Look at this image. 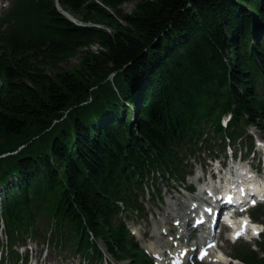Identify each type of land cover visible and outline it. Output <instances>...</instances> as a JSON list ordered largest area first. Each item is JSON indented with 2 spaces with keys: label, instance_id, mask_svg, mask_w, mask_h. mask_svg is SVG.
I'll use <instances>...</instances> for the list:
<instances>
[{
  "label": "trees",
  "instance_id": "obj_1",
  "mask_svg": "<svg viewBox=\"0 0 264 264\" xmlns=\"http://www.w3.org/2000/svg\"><path fill=\"white\" fill-rule=\"evenodd\" d=\"M58 1L80 22L55 0H15L0 32L7 240L49 232L100 258V238L147 264L111 214L172 177L183 152L264 129V0ZM76 56L79 69H64Z\"/></svg>",
  "mask_w": 264,
  "mask_h": 264
},
{
  "label": "rangeland",
  "instance_id": "obj_2",
  "mask_svg": "<svg viewBox=\"0 0 264 264\" xmlns=\"http://www.w3.org/2000/svg\"><path fill=\"white\" fill-rule=\"evenodd\" d=\"M134 5H135V1H132V2H125V3H123L122 5H121V7L123 8V10L125 11V12H129V11H132L133 9H134ZM91 50L92 51H97V45H94V46H92L91 47ZM79 66H80V64H79V57H73V58H71L70 60H69V62H67L66 64H63V68L64 69H66V70H73V69H79ZM111 76H109L108 78H110ZM248 134H251L252 135V137H253V139L254 140H258V141H261V144L264 146V131H262V130H259V129H257V128H255V127H253V126H250L249 128H248ZM1 137V136H0ZM22 146V144L21 145H19L17 148H20ZM237 148H236V150L237 149H239V146H236ZM233 150V149H232ZM238 151V150H237ZM243 151H245V148L243 149ZM229 153H230V151H229ZM223 158V157H222ZM194 160V159H193ZM200 160L202 161L203 160V157H202V155L200 156ZM205 162L207 161V160H204ZM195 163H194V165H195V167H194V170L195 169H199V162H198V160L196 159V161H194ZM149 206H151L150 204H149ZM100 245L103 247V244H102V242H100ZM45 247L46 246H44V248L42 249V248H39V246H38V243L37 244H32V248L33 249H36L37 251H39V250H41V252H43L44 250H45ZM226 250L228 251V252H234V248L232 247L231 248V246H228V247H226ZM38 255V254H37ZM42 259H43V256L41 255L40 256ZM108 260H109V258H108ZM76 261H78V258H76L75 260H74V262H76Z\"/></svg>",
  "mask_w": 264,
  "mask_h": 264
},
{
  "label": "bare ground",
  "instance_id": "obj_3",
  "mask_svg": "<svg viewBox=\"0 0 264 264\" xmlns=\"http://www.w3.org/2000/svg\"><path fill=\"white\" fill-rule=\"evenodd\" d=\"M168 180H169V179H168ZM179 204L182 206V205L185 204V203H183V202L181 201ZM186 208H188V209H189V212L191 213L192 208H191V207H186ZM180 214H181V213H180L178 210L172 212V209H171V208L165 209V210L163 211V218L160 220V223H161V226H160V227H163L164 225H166L167 221L170 220V219H172V221L180 219V218H179V217H180ZM120 217H121V214L118 212V213H117V218L120 219ZM162 232H164V230H163V231H158V230H157V231L153 232L152 237L155 238V236H156L157 234L162 233ZM178 232H179V233L182 232V229H181L180 226H178ZM159 239L161 240L162 237H159ZM145 247H147V248H149V249L152 248L154 251H157V248H156L153 244H147V245H145ZM99 248H100V251H101V257H100L97 261L102 262V260L104 259V257H103V249H102L101 246H99ZM158 248H160V247L158 246ZM218 256H219L220 258L224 259L223 255H222L221 253H219Z\"/></svg>",
  "mask_w": 264,
  "mask_h": 264
},
{
  "label": "water",
  "instance_id": "obj_4",
  "mask_svg": "<svg viewBox=\"0 0 264 264\" xmlns=\"http://www.w3.org/2000/svg\"><path fill=\"white\" fill-rule=\"evenodd\" d=\"M57 1V3H58V0H56ZM59 7V6H58ZM61 12L62 13H64L68 18H70L72 21H74V22H77V21H75V19L73 18V17H71L69 14H67L66 12H64L63 10H61Z\"/></svg>",
  "mask_w": 264,
  "mask_h": 264
},
{
  "label": "snow or ice",
  "instance_id": "obj_5",
  "mask_svg": "<svg viewBox=\"0 0 264 264\" xmlns=\"http://www.w3.org/2000/svg\"><path fill=\"white\" fill-rule=\"evenodd\" d=\"M208 211H211L210 209H208ZM243 233H242V231L241 232H238L237 234H236V236H239V235H242ZM253 234L255 235V234H257L255 231L253 232ZM205 255H206V253H205ZM201 258H203V257H201Z\"/></svg>",
  "mask_w": 264,
  "mask_h": 264
}]
</instances>
